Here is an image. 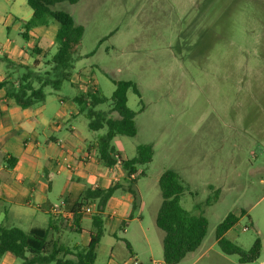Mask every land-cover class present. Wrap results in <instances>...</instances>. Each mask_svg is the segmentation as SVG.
Listing matches in <instances>:
<instances>
[{
    "label": "rangeland",
    "instance_id": "obj_1",
    "mask_svg": "<svg viewBox=\"0 0 264 264\" xmlns=\"http://www.w3.org/2000/svg\"><path fill=\"white\" fill-rule=\"evenodd\" d=\"M55 8L69 13L83 36L69 81L58 90L44 88L46 104L75 106L74 97L93 91L109 99L112 80L131 82L138 91L126 93L136 135L111 142L125 159L136 155L137 146L147 145L153 153L148 164L137 167L143 175L130 187L133 215L142 218L151 245L150 250L138 245L141 256L134 264H163V232L155 217L161 204L157 177L166 170L174 171L184 188L179 206L207 220L200 247L178 264H240L215 242V228L228 213L239 218L225 237L245 251L258 239L259 257L246 264H264V0H79ZM0 15V45L9 42L27 51L32 39L22 38L23 29L7 31L9 14L0 7ZM57 27L50 21L43 42L35 38L37 44L21 56L36 63L18 64L45 72L56 50ZM35 44L40 54L32 52ZM98 109L106 118H117L107 105ZM69 118L90 136L105 132L87 131L82 114ZM90 217L84 213L83 227H90ZM134 226L127 235L117 231V238L132 236ZM79 240L77 233H66L61 243ZM110 247L105 236L94 264L107 263ZM128 257L125 251L121 260Z\"/></svg>",
    "mask_w": 264,
    "mask_h": 264
},
{
    "label": "crops",
    "instance_id": "obj_2",
    "mask_svg": "<svg viewBox=\"0 0 264 264\" xmlns=\"http://www.w3.org/2000/svg\"><path fill=\"white\" fill-rule=\"evenodd\" d=\"M0 1L1 9L9 14V18L5 19V29L7 31L10 28L22 29V25L32 15L26 0ZM24 4L28 8L24 7ZM2 20L4 19L0 15V21ZM47 28L48 26L32 29L27 33L26 39L22 36L23 31L21 32L25 41L29 42L32 39L28 48H31L37 37L43 42L44 31ZM36 44L33 45L32 52L40 54L41 50ZM28 48L25 51L24 48L14 47L8 42L3 47L0 45V56L28 65L30 60L36 61L30 56L26 61L22 60L21 56L27 55ZM35 48L40 52L35 53ZM5 75L4 64L0 63V82ZM59 101L61 102L60 99ZM46 103L45 99L40 105L21 109L8 101L4 90L0 89V226L5 227L3 224H8L7 226L13 227L17 224L19 229L22 230L25 226L28 229L23 231H28L33 228L45 229L50 224L49 239H56L61 243L63 235L79 231L78 243L64 245L86 246L90 239L91 220L89 228L83 227V213L78 225L70 226L71 217L65 212L66 208L80 203L91 209L89 214L92 216L98 213L97 201L84 200V192L114 187L113 195L108 199L103 211L99 212L103 224L101 239L106 236L111 243L106 264L136 263L141 256L138 247L141 242L151 249L147 237L148 229L143 228L140 216L136 219L133 215L135 195L131 193L130 187L136 186L138 177L130 180L124 167L120 169L115 164L112 167L100 164L96 149L97 136L79 131L72 123L76 118H69L75 113L78 114L76 105L66 107L63 103L56 107L55 104ZM89 153L94 159L84 161L85 155ZM113 154L120 155L115 150ZM67 165L70 168H67ZM141 171L136 168V172ZM140 175H143V171ZM159 177L160 175L157 181ZM60 205H65L64 213L52 215L50 208ZM1 216L4 217L2 221ZM132 223H135L134 234L126 239L117 238L116 232L121 231L127 235ZM228 233L229 231L225 236H228ZM125 251L129 257L122 261L121 257ZM12 257L14 256L10 253H5L0 256V261L2 264H12Z\"/></svg>",
    "mask_w": 264,
    "mask_h": 264
},
{
    "label": "trees",
    "instance_id": "obj_3",
    "mask_svg": "<svg viewBox=\"0 0 264 264\" xmlns=\"http://www.w3.org/2000/svg\"><path fill=\"white\" fill-rule=\"evenodd\" d=\"M79 0H26L32 10L30 19L22 25V36L26 39L29 31L39 27H46L50 21L58 25L54 36L55 52L46 62L48 69L42 72L34 67L20 65L6 56H0V63L6 69L5 78L0 82V89L13 105L28 109L40 105L45 100L44 88L52 87L58 90L62 81H69L73 69V57L81 45L83 28L67 12L57 10L60 3L69 5ZM35 53L40 52L38 48ZM9 72V73H7ZM114 90L109 99L93 91L86 92L73 98L78 114H82L88 121L90 132H105L97 136V158L104 167H112L114 152L111 145L116 136L134 137L136 127L134 112L127 107L126 93L131 90L138 95L136 86L128 81L112 80ZM107 105L117 118H106L99 106ZM152 150L149 146H137L136 155L124 162V169L130 175L136 168L148 164L152 159ZM157 185L161 195V204L155 217L156 227L163 232L161 240L163 264H178L188 254L194 253L201 245L206 232L207 220L202 217H193L179 206L180 195L184 191L178 175L172 170L164 171L158 178ZM115 188L106 190L95 189L84 192V200L97 201L98 213L91 216L90 239L86 246L68 247L59 240L49 239L51 225L45 229L33 228L23 231L16 227L0 226V256L10 253L21 259L22 264H94L96 249L103 235V224L99 212L103 211L108 199L113 195ZM83 205L75 203L66 208L70 215V226H77L83 212ZM242 215V212L239 214ZM239 216L228 213L215 228V242L219 250L225 255H236L240 264L254 262L260 253L259 240L256 239L252 247L242 250L228 240L226 233L237 223ZM80 233L79 231H75Z\"/></svg>",
    "mask_w": 264,
    "mask_h": 264
},
{
    "label": "built area",
    "instance_id": "obj_4",
    "mask_svg": "<svg viewBox=\"0 0 264 264\" xmlns=\"http://www.w3.org/2000/svg\"><path fill=\"white\" fill-rule=\"evenodd\" d=\"M112 159L115 161V166L123 169L124 162L126 161L123 157H121L118 154H112ZM94 159V156L92 154H86L84 157V161H91ZM67 168H70L69 165L66 166ZM141 172H134L130 175H128V179L135 180L138 176H140ZM85 213H91V209L89 207L83 206L81 209ZM65 211V205L60 206H52L50 208V213L54 216H58L59 214H63ZM67 212V211H65ZM70 216V215H69Z\"/></svg>",
    "mask_w": 264,
    "mask_h": 264
}]
</instances>
